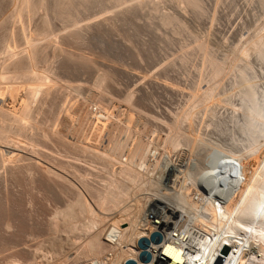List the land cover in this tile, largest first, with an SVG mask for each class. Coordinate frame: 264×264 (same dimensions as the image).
<instances>
[{"label":"bare ground","instance_id":"obj_1","mask_svg":"<svg viewBox=\"0 0 264 264\" xmlns=\"http://www.w3.org/2000/svg\"><path fill=\"white\" fill-rule=\"evenodd\" d=\"M166 1L9 0L7 13L0 18V170L4 171L0 175L8 174L28 187L39 173V182L46 183L39 190L45 192L44 200L57 195L63 204L51 207V238L26 247L23 200L1 193L0 264H125L128 260L213 264L224 247V264H264V226L258 224L264 218V203L254 212L257 223L244 226L243 232L232 231L244 194L264 172V141L247 147L241 134L243 121L237 117L245 115V91L260 83L258 75L245 77L242 64L254 68L252 54L264 48V31L242 38L224 59H218L208 39L200 36L193 35L191 45L180 46L183 52L178 59L184 65L190 61L187 55L197 49L203 56L196 66L200 81L191 90L187 107L172 118L129 121L128 113L136 111L134 91L124 96L129 108L123 119L102 102L96 112L90 111L92 106L66 108L68 100L86 88L84 82L68 76L74 71L101 68L91 83L103 97L115 85L118 70L99 66L81 51L88 46V32L120 35L140 60L143 55L133 35L118 23L137 30V21L150 25L157 21V31L177 25L161 39L172 43V35L182 38L180 29L188 31L184 13L190 16L192 10L197 17L217 18L204 0H169L178 11L169 9ZM136 10L146 12L140 16ZM235 54L241 55V65L236 64ZM60 56L63 63L53 66ZM98 57L107 58L102 53ZM229 77L234 82L225 91ZM230 96H241L242 104H235ZM224 105L232 110L229 121L216 117V109ZM201 109L208 119L196 117ZM71 124L72 137L66 133ZM215 131L230 133V139H221ZM201 145L216 151L204 153ZM24 151L48 164L30 162ZM155 232L162 234L163 241L150 244L151 259L143 262L138 242ZM65 245L72 256H66Z\"/></svg>","mask_w":264,"mask_h":264},{"label":"rangeland","instance_id":"obj_2","mask_svg":"<svg viewBox=\"0 0 264 264\" xmlns=\"http://www.w3.org/2000/svg\"><path fill=\"white\" fill-rule=\"evenodd\" d=\"M204 1L208 12L211 13V15H214L215 18L217 17L215 21H211L210 20L211 18H209V16L197 17L195 13L192 12V10L189 11V13L191 12L190 16L188 13H184V17L187 16L185 17L186 19L185 21L186 24H188L187 25L188 31H190L191 33L180 29V32L182 33V38L180 36L178 37L172 35L173 39H175L173 40L172 43H168L166 41L161 42V39H163L164 35L166 34H172L171 29L178 28L177 25H174L169 28L160 27L159 30L160 32H159L156 30L159 27L157 21H155L153 25H150L146 20L137 21L136 23L138 26L137 30H133L129 26H122L121 23L120 24L118 23V26H120L123 29V31L129 32L130 34L133 35L134 44L139 50H141L143 55V58L140 60H138L135 57V53H134L135 49H133V47H130L128 43L122 41V37L120 35L117 36V34L113 33L110 34L109 36H103L100 32L97 31L88 32L87 33L88 35L86 34V37L90 36L87 37L88 46L85 45L84 46L85 48L82 47L81 51L86 55H88L89 57L96 59L99 66L101 67L109 66L116 68L118 72L115 77V85L110 88L111 93L108 94L106 97H103L101 94H99L100 92L92 89V85L94 84L93 82H95L94 80H96V75L99 74V69L101 68L82 69V70L79 69L77 71H74L68 76L73 80L74 79L81 80L82 82H84L86 88L82 92H84L85 94L81 92L80 94H76L73 100L69 99L68 102L66 103V108H68L71 104H75V105L77 104V106H83L85 108H88L89 110L90 107L92 106L90 111L96 112L97 104L102 102L103 103L102 105L107 107L110 112L116 111V115L120 119H123L125 118L129 108L127 104L124 103L123 101L124 96L128 93V91L129 92L134 91L136 95L135 96L136 111L135 114L132 112L128 113L129 121L132 120L142 121L147 116L157 117L158 119L160 117V119H163L162 117L172 118L176 115H179L187 107L191 90L200 81L199 79L200 75L198 71H196V66L200 64V60L203 56V52L197 49L198 52H195L196 51L195 50L194 52H192V54L187 55L189 56L190 61L188 64L184 65L178 59V57H180L183 52L182 47L180 48V46H185V45L188 46L189 44L191 45L193 42L191 36L193 35L200 36L208 39V42L210 46H212L214 50V54L218 59H224V57H226L229 54L231 56L232 49H234L236 46L239 45L242 38L247 37L249 34H254V32L263 33L264 31V18H263L264 1L263 0H253V1L225 0L223 3L218 5L215 3V0H204ZM165 4L166 6H169V9L171 8V10H174L173 8H175V11L179 10L178 8L176 9V4L173 3L172 1L168 0L166 1ZM8 7H9V0H0V9H1L0 18L5 16ZM143 12L145 13L146 11L136 10V14L140 16L144 14ZM188 17H190L189 18L190 20H188ZM257 28L258 29L260 28L259 31ZM184 39L186 40L188 39V41L186 42ZM48 53L51 56V49L48 51ZM100 53L106 54L107 58L104 59L99 58L98 55ZM234 57H236L237 59L236 64L241 65L242 64L241 61L238 60L239 58L241 59V55L237 54L236 56L235 54ZM251 60L253 61L255 66L254 68L249 69L250 72L252 73L249 78L252 77V79H255L258 75L260 79L259 81L260 83L259 85L256 86V88L259 87L258 89H264V64L258 60L256 54H252ZM63 61H64L63 57L62 58L61 56L57 57L55 58V62H54L56 64L53 63V66L59 67L63 63ZM126 62L128 63V65ZM242 65L244 66V64ZM132 73H135L136 75ZM231 78L232 77H229L225 80V91L232 88L234 81H231L232 80ZM236 80H238V78H236ZM116 84L118 85L116 86ZM206 85L207 83L204 82L202 86L206 87ZM243 86L244 85H242L241 87L243 88ZM223 91L224 89L221 90V92ZM224 92L222 94V97L226 99L228 95H225ZM230 97L232 98L231 101L234 102L235 104H240V105L242 104L241 96H233L234 98L232 96ZM90 103H92V105ZM94 106H96V108ZM138 110H140L141 113L138 112ZM199 112L196 117L205 118L207 116V115L203 116L204 115L203 109H201ZM62 115L60 116V122L66 116L65 113ZM216 117L221 120L224 119L229 121V119H231L232 117L231 107L226 105L218 107L216 109ZM237 117L238 118L240 117L239 120L243 121L242 113L239 114ZM205 119H208V116ZM232 125L233 124H231V126ZM58 127H62L61 123H59ZM72 128H73L72 124L69 125L68 128H66L67 131L66 133L69 136L71 135V137L74 134ZM70 130H72V132H70ZM215 132H216L215 134L216 135L218 134L217 136L220 137L221 139L227 141L230 139V133L229 134L220 133L218 131ZM24 152L27 158L28 157L31 158V159L28 158L30 159L29 160L30 162H34L37 165L42 163L45 164L47 163L40 156L29 153L27 151ZM32 157L34 158L36 157L35 158L36 160ZM39 159L43 162H40ZM2 171L3 170H0V174ZM35 174H37L34 176V178L36 179L35 182L32 185H29L28 187H22L18 185L16 182H14L12 179L8 177V174L3 173L2 175H0L1 177L0 195L1 193L4 194L6 192L12 193L17 196H20L23 200V208H22L23 211L21 216H22V220L26 224V228L24 232V244L26 243L25 245L26 247H36L37 245L41 244L44 241H48L51 238L50 236L51 231L50 229H48L49 228L48 224L53 217V209H55L56 206L58 207L61 206V204H63V198L58 197L57 195H53L52 197L53 199L51 198L49 202H46L44 200L45 192L39 190L40 188H42L41 186L46 185V183L44 184V182H39L40 180L39 173H35ZM29 206L31 207V209ZM40 226H42L43 228ZM35 239H39V241L36 240L35 242ZM67 246L68 245H65V247ZM68 248L69 247H67L66 249ZM67 251H66L67 252L66 256H69L70 254L71 256L73 255V251L69 249Z\"/></svg>","mask_w":264,"mask_h":264},{"label":"water","instance_id":"obj_3","mask_svg":"<svg viewBox=\"0 0 264 264\" xmlns=\"http://www.w3.org/2000/svg\"><path fill=\"white\" fill-rule=\"evenodd\" d=\"M162 241H163V236L159 232L153 233L150 239L148 238L140 239L138 242V246L143 250V252L140 255V260L143 262L150 261L151 257L150 254L147 252L148 247L152 242L159 243ZM225 254H227V248ZM125 264H137V262L134 260H128Z\"/></svg>","mask_w":264,"mask_h":264}]
</instances>
